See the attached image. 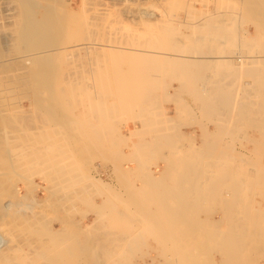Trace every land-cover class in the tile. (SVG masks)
Returning a JSON list of instances; mask_svg holds the SVG:
<instances>
[{"label": "bare ground", "instance_id": "1", "mask_svg": "<svg viewBox=\"0 0 264 264\" xmlns=\"http://www.w3.org/2000/svg\"><path fill=\"white\" fill-rule=\"evenodd\" d=\"M41 1H45V6L42 4ZM93 1L94 2L102 1V4L100 3L101 5H104V6H111L112 5L116 9L118 7L119 9L116 12V15L119 17L124 18L125 16L127 17L128 14H132V15L136 14L139 16V18H141V19L144 18L145 24H146V21L148 23L150 21H152L151 18L154 15V9H155V4H154L155 2H153V1H156V0H144L143 2H140L142 0H140V1L139 0H80V2L77 4H76V0H35V1L34 0H19V2H20L19 4H21L20 6L22 7L21 16L24 17L23 19H25V24H26L23 27V30H24V35H23L24 38L23 39L25 41L23 40L22 42L24 43V46H20V48L21 47L26 48L25 49L26 51L22 52L20 54V56H18L16 59L20 62H24L27 66L28 65L32 66V68H34V66L35 67L38 66L36 68H39L40 65L44 66L43 69H40L41 72H37L38 70L36 72L35 71L33 72L32 71L33 69L29 66V70H30L31 74L34 73V75H32L33 77L36 76L39 80L41 78L42 83H43L42 79L45 81L44 84L41 85L37 82L38 80H34L39 84V85H36L34 89H37L36 87L46 88L45 91H40V90L38 91V90H34V89L32 90L31 89V91H33V92L38 91L36 94H34V99H33L32 103L36 104L35 107H38L43 112H45V115L47 117H49L48 119H51L50 122H52V120L56 121L55 126L57 125V126H59V128L56 129L55 132H54V130H52L54 132L52 134V138L49 137V139H46V140H43V139L38 140V138H37V141H36L35 135L36 134L39 135L40 133H35L34 140L36 141V143L35 142L34 143L36 145L35 146L34 145L32 146V144H31V146L28 145V146L32 147L31 149L29 147V149L31 150V154L28 156L30 158L33 157V159H34L33 163L31 164L33 166L31 168H29V170L26 167L25 163L24 164L20 163L22 160L24 161L25 159L28 158L27 155L24 154L22 149L19 148L20 151L17 149V152H16L15 148H13L14 146L12 147V145H11V143H9V141L7 144H5V146L2 145L4 147L0 149V170H1V168H3L0 171V264H132L133 262L129 259V257L121 252L122 250L120 251L122 258L120 259V261H118L116 263H109L108 261H106L104 259L105 257L102 258L100 256V250H99L100 247L101 248L106 247V249L111 248V250L113 249V247H117V245H115L113 243H114L115 238H118V236L120 234L115 237L114 233L109 232L110 230H107L106 226H104V225H103L104 227H102V229L99 231H93L92 230L93 228H95V226L101 225L104 222L103 217H104V213H107V211H108L107 209H112V210L114 209V204L110 203V201L107 198H101V200L96 201L95 196L97 194H98L97 195L98 197H100L99 195H104V197L106 195H109L112 198L116 199L118 202H120V204L122 203L125 205L133 206L132 209L136 210L137 215H139V217H140V220H141L140 222H142L145 226L148 227L147 231H149V234L152 235V237H153L152 240L153 239L155 240L154 242L157 243L158 248L163 249L162 251H164V257H162V258H165V256L167 258L171 257L172 264H231L232 261H229V259H228V261H227V259H221L219 261L214 260L213 256L216 253L215 250H214V252H215L214 254H209V253H207L208 251L203 252V250L206 249L208 242L202 243V241L204 240V238L202 237L203 238L202 241L198 240L199 241L198 243H201V244L197 245L196 241H192L193 238L190 239L191 237H193V236H191L193 232L188 233V234H190V236H189L186 233V231L204 230L203 233H205V239H207V240H209L210 238L216 239L215 240L216 242L214 243V245L217 242H220L222 245H224V244H226L227 241L230 242V240L232 238L231 236H233V234H235L239 231L240 232L245 231V235L243 238L248 241V244L250 246L253 245L255 247V246H257L258 242L262 243V241H260V238H259L260 234L258 235L257 231L261 230V223L262 224L264 223V220L261 219L264 216V205L262 206L261 203L257 202L256 207L255 208L252 207L253 212L248 213L249 212L248 211L246 213L245 219H243L240 215H239L240 217L239 216L238 217L241 219H239L237 216H234L235 219L231 223L233 228L231 227V225L228 228H220V226L218 227L217 225L208 226L209 223L207 222V220L209 218L210 213L209 212L206 213V211H208L207 209L211 206L210 204L215 205V203H216V205H217L219 203V200L222 199L223 203L226 202L228 205H234L236 207V209H239V211L238 210H236V211L240 212V208L242 209V207H247L248 204L251 202V201L249 202L250 196L248 197V195H247L248 194L247 191L249 190V189L247 190V187H248L247 185L249 184L248 180L243 179L241 176H239V174L237 176H236V174H234L235 176H233L234 180H232V182L235 183V185L233 187V191H230V190L226 191L224 193L223 197H221V193H218V195L217 194H211V193H213L212 190H214L213 189L214 184L223 183L222 180L219 179V177H226V176H230V175L232 176V174H233L231 171V163H230L232 160L229 161L230 158L228 159V157H227V155H228L227 151L228 150H226L225 144L222 145L220 150L215 148L217 151L214 152L215 151V149H214L213 150L214 153L212 152L213 155H211L212 153H210L208 155L209 151H211L210 150V145H211L210 143H215L213 141V139L210 140L211 136L214 135V134H212V132H211V134L208 133L210 136V138H208L209 140L206 139L208 142L203 141L202 145H205L207 147L194 148L191 150V152L188 155L184 154L183 156L175 155L176 154L175 153V154L171 155L170 157L167 156L166 160L164 159L165 160L164 161V163H165L164 168L165 169L168 166L166 164V162L172 163V165L168 166L169 169L167 168L168 170H166V173H167V171H169V178H168V181L166 182V184L169 183V180H170V184L167 187L168 188L171 187L172 190H171V192L169 191L167 195H159V196L156 195L157 192L154 190V187L157 184H162V181L156 180V182L155 181L153 182V181H149V180H151V179L153 180L154 177H152V176L156 175V174H153V170L151 167L153 162H151V161H153L157 158L156 157L157 151H155V149H156V147L159 146L160 142L158 140H156V137L154 138V140H156V141H153V143H152L153 145L151 144V142L149 143L147 141H144V142L133 141V140H130L128 138V135L129 136H133V135L140 136V135L145 134V133H139L138 130L143 128L145 125H148L149 123H151L152 127H154L155 129L159 125L157 123H153L155 120L153 122H151V120H152L151 114H148L149 112L147 113L146 109L142 108L144 106V104H143V106H141L142 103L144 102L143 100H142L143 102L141 104H139L140 102L137 100L139 102V103L137 102L139 104V107H141L139 109H135V108H133L132 105H130L131 103H133L132 100H134L135 103H136V100L130 99L132 97L131 96L128 97V95H130V94L134 95V94H132V91H133V93H135L136 91L134 92V90H137V89H135L132 86L133 88L132 87L130 89L128 88V90L129 91L132 89L133 90L131 92H128L127 89H125V88L129 85V83L131 85V82H132V84H134L133 83L134 81H132V80L133 79L135 80L136 76H134V75L131 76V75L132 74L137 75L136 74L137 70L138 71L140 70L139 72H141V71H143V72L144 71L156 72V70L160 69V72H161L162 67L166 68V66L169 65V60H170L169 58H172L173 56L170 55L171 56L170 57L169 52H163V48H159V47H163V45H166V43H169L166 45L169 47V45L172 42L171 43L167 42V41H164L163 43L161 42L160 46L158 45L157 50L156 49L152 50L151 49L152 45H149V46L146 45L147 49H141V47H142L141 45H139V47L141 46L140 48H136L137 46L135 48H129L131 46H128V48H126L127 46L125 47V45H124V47H121L118 44H112V42H111V44L110 43L107 44V42H104V41L100 42V43H98V42L96 43L95 41L98 39H95V41H93V43L90 42L91 45H90V43L88 44L86 42H77L76 40H71V38H73V37L71 36L70 32H72L75 29V26L78 25L76 23L79 22V20H80L79 18L82 15L81 13L85 10V7L87 5H89L88 2L93 3ZM135 1H137V2H135ZM170 1H172V0H170ZM250 1L253 2V4H256L259 6V11H258L259 13L258 14L261 16L262 19L260 22H258V26L261 27L262 30H264L262 28V27H264V0H250ZM73 4H75L76 6L74 7ZM132 7H134L136 10H133L134 8L132 9ZM209 7H211V6H209ZM209 7H207L208 10L213 9V6H212V8H209ZM213 11H214V9H213ZM81 17H83V16H81ZM139 18L137 20H141ZM81 20L79 22L80 25L82 22ZM158 20H160V19H158ZM210 20L209 21L205 20L203 23H198L197 25L194 24V26H189L188 28H186V30L188 29L189 30L188 33L189 34L193 33V35L196 34L197 32H201V31L206 30L208 28H209L208 30H210V31L212 30V32L214 31V33H217L216 30L218 29L217 28L218 21H214V20L210 21ZM253 20H254V18H253ZM21 21L23 22V20H21ZM94 21H96V20H94ZM88 22H86V23H88ZM137 22H139V21H137ZM111 23H112V21H111ZM131 23H136V20L130 19V24ZM150 24H151V22H150ZM23 25H24V23H23ZM81 26H79V28H81ZM112 28H113V26H112ZM76 29H77V27H76ZM95 29H96V26H95ZM95 29L92 30L91 32L93 33L95 31ZM110 29H111V26H110ZM133 29H135V28H133ZM210 31H208V32H210ZM164 32H165V35L170 34L168 28H165ZM164 32H163V34H164ZM79 33H80V31H79ZM106 33H107V31H106ZM198 35H194L195 37L194 36L193 37L190 36V38L188 37L190 39V41L192 42L191 45L194 42L196 44L197 41H204V40H206L207 42L208 41L209 42L215 41L214 34L209 35V33H208L205 37L202 36L200 38ZM87 36H84V37L87 38ZM186 36H188V35H186ZM216 36H218V34ZM19 38H18V40L20 41L21 38L20 39ZM170 38H172L173 41L175 39V38H173V36ZM185 38H187V37H185ZM87 39L90 40V38H87ZM99 39L101 41L103 40L101 38H99ZM165 39H167V38H165ZM83 41H85V40L83 39ZM186 41H188V40H186ZM190 41H188V42H190ZM117 42H118V40H117ZM153 42H155V41H153ZM188 42H186V43H188ZM25 43L27 46H25ZM173 43H176V42L174 41ZM178 44H179V47H181L183 45L182 43H179V42H178ZM180 44H182V45H180ZM177 45H176V47L178 48ZM184 45H185V42H184ZM184 45H183V48L181 47L182 50L185 49ZM172 46H175V45L172 44ZM192 46H194V45H192ZM143 48H144V46H143ZM161 49H162V51H161ZM211 49H213V48H211ZM182 50H180V52H182ZM20 51H22V49ZM172 51H173V48H172L171 52ZM193 51H194V49H193ZM184 52L186 53V51H184ZM218 52H220V50ZM194 53L196 54L197 52H194ZM207 53H205V54L207 55ZM211 53H213V52H211ZM220 53H218V54H220ZM16 54H19V52ZM187 54H189V53L187 52ZM77 55L80 57L85 56V58L83 57L84 60L77 59V57H76ZM91 55H93V57ZM110 56H118V58H117L118 61L121 60V59L119 60V56H120V58H123V60L127 56L128 58H130L129 61L131 60L133 62H129L125 59V61H127L128 64L127 63L125 64L124 62L123 63L125 64L127 69L134 67L135 68L134 70H136V71H134V72H132V74H130L131 72H129V70H128V73H129V75H128L126 69H125L126 74L121 73L119 71L117 73L116 72L117 70H113L114 72L111 71V73L113 75H111V76H109L107 74L102 75V76H100L99 79H101L103 81L106 79L107 80L111 79L110 82L115 83L114 87H120L122 90H123V88L125 89V90H123L124 92L121 91L119 94L123 97L126 96V100L128 98L131 101L128 100L125 102V99H124V102L122 100L119 104H116L115 106L112 105L113 107L112 106L109 107V105H107L106 101H105V103H104V104H106L105 106H103V104H102V106L97 107L96 102L98 103L99 101L100 102L103 101V99H106V98L108 99L107 96L110 93H107V92H109L110 90L107 91L108 88H106L107 86L105 85L104 82H99V81L96 82L95 81L96 84L94 83L92 86V85L88 84L89 83L88 81H85V83L86 82H88V83L83 84V87L86 88L85 93L84 92L83 93L85 96H87V98L88 97L90 98V99L89 98L88 99L91 100V102H90L89 107L86 106L87 107L86 111L88 112V114L87 113L85 114V112H84V115H87L89 117H87L86 119H79L78 117H77L78 118L77 119V118L73 117L71 119V115L67 116V114H70V113H68L67 110H64V108L60 107L62 105H60V102H59V105H60L59 106L57 104V101L60 100L61 98H64L66 95H69L68 96L69 99L70 98L75 99V98L80 97V96L82 97L83 93L80 92L81 90L80 91L75 90L76 92L70 91L69 93H67L65 90H62L63 89L62 88L58 93L55 94L54 90H52V89L55 88V86L59 80H60L59 82L63 81V84H64V81H66V82H68L67 84H72L71 86H73V87L75 86V84H73V83L77 82V80H78L79 83H77V86L82 87L81 86L82 83H80L79 80H83L84 78L82 76H80L82 79L79 77H76V76H79L76 74H75V76H74V74L70 75L68 72H66L64 74L65 76H62V78L61 77L57 78L59 75L56 77L55 75H57V74L54 75L52 73V71L54 69L58 70L57 68H59L62 65L61 63H63L62 61H64L63 64H65V66L67 67V70H68L69 66L72 64L73 65L71 67H73V68L75 65L74 69H76V66L82 67L86 64L90 67V70H101L104 72L105 71L109 72L111 69H114L117 66L115 63H113L116 60V59L114 60V58H112L113 62H110V63L108 62L109 64L107 63V60H109L108 58ZM106 58H107V60H106ZM174 58H176V57H174ZM184 58H185V56H184ZM184 58H182V59L178 58L180 60V61L178 60L179 64H178V62L177 63L172 62L173 64H175L173 66H175V68H176V64H177V65H179V67L181 66V69L182 68L185 69L186 67L190 66V64H192V63L197 62L198 64L202 65L205 62V63H207L208 66H210V69H212V70H215V69L218 70L221 68H223V70H224L225 67L232 65V60L230 59V57L228 55L225 54L222 56V54H221V56H219V55L217 56V52H216V56H214V55L213 56L211 55L208 57L205 56V57H202L203 58L202 60L199 57H192V56L186 57L185 59ZM196 58H199V59L196 60ZM249 58L250 57L246 56V55L235 56V59H236L235 62L239 63V65H237L238 68L236 67V69H239V68L243 67L244 65L248 64L251 61L250 60L251 58L250 59ZM258 58H260V59H258ZM261 58H262L261 56H256V58L252 59V61L256 62V60H257L259 63V60L262 61ZM123 60H121L120 63ZM57 63H59V64H57ZM116 63H118V62H116ZM123 63H121V64H123ZM170 64H171V61H170ZM198 64H197V66H198ZM249 64H251V63H249ZM120 65H119V67H120ZM207 65H205V66L208 67ZM205 66L204 67L200 66V67H202V69L203 68L205 69ZM190 67H192V66H190ZM85 68H87V67H84V70H85ZM178 68H176V69H178ZM197 68H198V70L200 69L199 66ZM26 69L28 70V68H26ZM81 69L82 68H80V71H81ZM181 69H180V72H181ZM186 70H187V68H186ZM242 70H244V69H242ZM245 70H246V68H245ZM70 72H71V74L73 73L72 71H70ZM76 72H77V70L75 71V73ZM36 73H38V74L40 73L39 76ZM146 73H148V72H146ZM212 74H213V72H212ZM141 75H142V73H141ZM154 75H156V74H154ZM90 76H93V75H90ZM90 76H89V78H90ZM162 76H163V74H162ZM176 76H178V74ZM239 76H240V74H239ZM31 77H30V79H32ZM142 78H140V76H139V79H141L143 81ZM147 78L149 81L150 80L149 77H147ZM150 78H155V77L151 76ZM157 78H160V77H157ZM177 78H179V77H177ZM184 78L186 79L187 87H189L188 91H186V93L189 92L188 93L189 96L191 94V96H193V98L195 97L196 99H199L201 102H203L202 104L207 103L209 101L211 102V100L212 99L214 100L215 97L217 100L218 97H220V96L217 97L218 94H220L222 96V94L219 93L222 91H218L219 88L217 89V85H218L217 81L216 82L212 81V83H210L211 82L210 81L209 82L210 84H209L207 81H205V82L203 81V78H204V76H203V78H199V79L200 80L202 79L201 83L202 82H204V83H202V84L199 83V85H197L196 81L199 79H194V78H196V76L192 77L191 75L190 76L184 75ZM85 79H86V77H85ZM136 80H137L136 84H138L140 81L138 80V78ZM153 80L151 79L149 82L147 81L149 83V85H150V83H152L151 81H153ZM173 80H172V82H174ZM183 80L180 79V82ZM257 80H259V79H257ZM46 81L48 83H46ZM178 81H179V79H178ZM178 81H176V82H178ZM25 82H27V81H25ZM54 82H56V84ZM197 82H200V81H197ZM206 82L209 85V88L205 85ZM92 83H93V81H92ZM113 83H112V85H113ZM148 83L146 84L147 86H149ZM155 83H157V81ZM97 84H100L101 88L99 86H98L99 87L98 88L96 86ZM58 85L59 84H57V86ZM112 85H110V86H112ZM163 85H164V83H163ZM29 86H30V84H29ZM33 86H34V84H33ZM95 86L97 87L96 90L102 89L103 86H104L105 90L96 91L94 89L95 90L94 91L93 88ZM143 86H145V85H143ZM210 86H211V88H210ZM61 87H62V84H61ZM184 87L186 88V85ZM190 89H192V90L189 91ZM114 92H115V90H114ZM46 93H48V95H51L54 97L56 95L57 99H54L53 100L54 102H50V103L47 102L43 98V95L44 94L46 95ZM141 93H139L138 95L141 96ZM30 94H32V93H30ZM169 95H170V92H169ZM134 96H136V95H134ZM140 96H139V98H140ZM123 97H121V98H123ZM143 97L145 98V96H143ZM49 98H51V97H49ZM136 98H137V96H136ZM94 99H95V105L92 102ZM42 101L44 103L46 101L47 102L46 104H48V103L49 104L44 105L42 107V105H41V103H43ZM49 101H50V99H49ZM109 102H111V101H109ZM210 105H211V103H210ZM68 107H69V105H68ZM137 107H138V105H137ZM71 110H73V109H71ZM206 110H208V109H206ZM120 111L123 114L122 117H120L121 119L120 118L119 119L113 118L117 113H120ZM143 111H146V112H143ZM262 112H264V111H262ZM114 113H116V114H114ZM142 113H147V115L146 114L143 115ZM180 113H178V114H180ZM43 116H44V114H43ZM81 117L82 116H80V118ZM116 119H117V121H119V123H120V120L125 122V124L126 123H132V128L129 129L130 131L128 130L129 132L127 134L122 132V129L120 128V124L116 122ZM46 120H47V118H46ZM46 120H44V121H46ZM50 122H49V124H50ZM45 124L47 125V123H45ZM176 126H178V125H176ZM180 126H182V125H180ZM21 127H22V125H21ZM52 127H53V123H52ZM178 128H179V126H178ZM156 130H158V128ZM156 130L155 131L152 130L153 133H156ZM42 131H43V133L45 132L44 130H42ZM49 131H50V129H49ZM161 131H158V132H160V133H158L161 136V137L159 136L160 138H163V136L168 134V133L163 134ZM169 132H170V130H169ZM245 132H247V131H245ZM43 133L41 135H43ZM206 133H205V135H206ZM15 134H17V133L15 132ZM22 134H21V136H22ZM149 134H151V133H149ZM158 134L156 136H158ZM9 135H11V134H9ZM24 135H26V132H25V134H23V136ZM40 138H41V136H40ZM11 139H13V138L11 137ZM20 139H21V137H20ZM124 139H125V143L127 141L126 146L128 148V151H120L117 148L119 146L118 142L121 140H124ZM7 140H8V138H7ZM16 140H18V139H16ZM28 142L29 141H27L26 143H28ZM177 142H179V141H177ZM165 143H163V144H165ZM204 143H207V144H204ZM19 146H21V145H19ZM99 146L101 147V151H99V152H101V154L98 156L99 159L104 157V155L102 153L105 152L106 154H109L112 156V158L115 160V162H117V165L119 166V168L124 166L126 171L129 172V174L133 173V170H139L140 169V171L142 173H138V174H140L146 178V181H144V182H147V183L149 182V185H147V186L150 187V192H146L147 188L145 186H143V189L141 191L137 192L138 190L136 188L135 183L131 184V182L127 181L125 175H123L120 172H119V177H117L118 182H117V180L115 182L121 184L123 191L118 190L113 184H110L109 182L108 183L105 182L102 179L104 177L103 173L101 171H99V164L92 165V167H91V163L95 159L94 155H95V153H97V151L95 152V150L97 148H99ZM24 147H25V143H24ZM25 149H24V151H28ZM158 149H159V147H158ZM161 150H163V149H161ZM248 150H246V151H248ZM250 151L254 154H256V153L258 154L259 148L256 147V148L251 149ZM67 152H68V154H67ZM170 152H171V150H170ZM174 152H176V151H174ZM69 154H70V157H69ZM240 154H241V157H244V156H242L243 153H240ZM161 156H162V154H161ZM200 156H202V158H200ZM203 156L205 159L203 158ZM237 157L239 159L240 156H237ZM209 158H210V161H212L214 159L212 165L210 166L211 169L208 170V169H206V166H204L205 167L204 169H206L207 171L203 170L202 175H200V178H198V176H199V174L197 173L198 171L196 170L197 172L196 171L194 172V170H193L194 168L187 171V169L190 168L191 166H194V165L199 166L198 161L200 159H203V160L199 161L200 163L202 161H204V163L205 164L207 163L206 165L208 166V163L210 162V161L208 162ZM244 158H247V155ZM240 159L242 160V158H240ZM240 159H239L240 164L237 163L238 162L237 159H236L237 162L235 161L237 164H239L238 167L236 165V167H235L236 169H238L239 167L241 168L242 164H241ZM26 161H28V159ZM202 164H203V162H202ZM202 164H200L201 167L203 166ZM251 165H252V163H251ZM212 166H213V168H212ZM201 167H198L197 169H200ZM258 167H260V165ZM235 168L233 169V171L236 173ZM258 171L259 170H256L257 174H258ZM186 173L191 174V175H189V177L187 176L189 178L188 184H186V180L188 178H184ZM120 174H122L123 176H120ZM188 174H186V175H188ZM257 174H256V176L259 175V174L258 175ZM240 175H241V173H240ZM34 176H39L42 179V181L45 183L46 182L47 183L53 182L54 178H59L61 181V184L63 183L61 186V190L60 189L57 190V191H59V190L61 191V192L59 191L60 193L58 192V196L56 195V188L50 189L52 191V195L46 194L47 195L46 197L48 198V202H49V199H54L57 201V203H58V201H59V203L61 201H64V203L67 201L68 202L69 201H72V202L81 201L80 203L83 202L87 208H89L92 212H94V214H96V217L93 218V221L91 223H89L87 220V216H81L80 220H85V222H84V226L82 227V229L80 228L77 232H76L75 227H74V225H76V224H73V226H72V223H70L71 228H72V230L73 229L75 230V233L71 232L72 231L71 229H70L71 231H69L68 229H65L64 227H62L61 224H60V226H61L60 229H55V228L52 229L51 227L44 226L43 230L45 232V235H47V238H48L50 243L48 242L49 244H43V245H39V246H36V245L29 246L28 245V247H32V249H29L27 246H26V248H28V249H26L24 246V245H26V243L24 245H22V243H20L17 240V237L13 232L14 228H12V227L10 228L9 226H12L13 224H15L14 222H15L16 217L20 218V220H22L24 222L25 218L27 217L26 214L30 213L31 210H33V207L35 205H39L41 202H47V201H43L42 199L36 197V193L34 194L35 190L39 189L40 187L45 189V187H43L42 185H40L39 183H37L34 180V178H33ZM261 176H264L263 170H262ZM124 177H125V179H124ZM201 177H202V179H201ZM157 178L160 179L159 176H157ZM197 178H198V180H197ZM254 178H252V179L254 180ZM256 178L259 182L260 179L258 177H256ZM140 179H141V177H140ZM184 179H186L185 182H184ZM261 179L263 180V178H261ZM165 180H163V181H165ZM197 181H199V182L197 183ZM135 182H137V181L135 180ZM224 182H227V181H224ZM251 182H252V180H251ZM263 182H264V180H263ZM263 182L261 181V183H262L261 185H263ZM124 184H126V185H124ZM127 184L128 185L130 184V185L128 186ZM144 184H146V183H144ZM255 184H257V181L255 182ZM56 186H58V185H56ZM74 186H77V190L74 188ZM161 187H162V185H161ZM167 187H166V189H167ZM144 188H146V189H144ZM90 190L91 191L93 190L94 193H96V195L95 194L91 195V193H93V192H91ZM169 190H170V188H169ZM62 191H63V194H61ZM65 192L70 193L71 195L75 194L77 196H75L76 198L73 197L74 198V200H73V198L71 196H68L69 194H66ZM144 192H146V193L144 194ZM48 195H49V197H48ZM213 195H215V196H213ZM136 196L139 198L140 201L136 200V198H137ZM75 199L76 200L78 199V200L76 201ZM148 201H153V202L155 201V203L147 204ZM167 201H169V204L167 203ZM68 202L66 204H68ZM69 204H70V202H69ZM252 204H251V206H252ZM68 205H66V206L68 207ZM251 206H249V207H251ZM63 207H64V205L62 206V210H64ZM211 207H213V206H211ZM69 208H70V206H69ZM69 208H68V210H69ZM200 210H202L201 213L204 212L203 213V214H205V216L203 215L204 218H202L201 220L198 219V220H195V221L189 223L190 227L185 231L186 234L184 233V231H183V233H179V231L177 232V223H176L177 220L176 219H177L178 215H180L182 212H191L192 213L194 211L199 212ZM64 211H66V210H64ZM55 213L57 214V212H55ZM79 213H80V210L76 214H78V216H80ZM83 213L85 214L84 211H83ZM83 213H82V215H83ZM195 213L196 212H194V214ZM223 213H224V211H223ZM23 214H25L26 217ZM76 214L74 216H76ZM87 214L88 213H86L85 215H87ZM239 214H241V213H239ZM248 214H249V216H248ZM14 215L16 217L13 219ZM196 215H197V213H196ZM226 216H228V215H226ZM258 216L260 218L259 220H258ZM52 217L54 218L55 216H52ZM65 217H66V215H65ZM62 218H64V216ZM62 218L59 219V222L60 223L65 222L66 223L68 219L64 220ZM71 218H69V219H71ZM76 218H78V217L76 216ZM28 219H30V218H28ZM227 220L231 221L230 219H228V217H227ZM34 221L35 220H33V222ZM40 221H38V223L35 222V224L39 225ZM44 221H45V219H44ZM46 221H47V219H46ZM71 221H73V223L75 222L74 220H71ZM136 221H137V219H136ZM171 221H174V223H175V224L173 222L171 223L172 225H174L173 226L174 230L173 229L170 230V228H169ZM16 222H18L17 219H16ZM227 223H229V222H227ZM35 224H34V226H35ZM41 224H43V222ZM77 224L79 225V223H77ZM131 224H133V223H131ZM32 226H30V227H32ZM39 227H40V225H39ZM208 227H209V229H208ZM34 228L36 229L37 227H34ZM78 228H79V226H78ZM263 228H264V226H263ZM35 229L31 232L32 233L34 231L36 232L37 229L36 230ZM144 231H145V229H144ZM230 232L233 234H230ZM200 233L202 234V232H199V236H200ZM107 235H109V240H106L107 242H103L104 241L103 239H105L104 237L105 236L108 237ZM184 236H185L186 242H185ZM238 236L240 237V235H238ZM196 238L198 239L199 237H196ZM202 238H200V240ZM35 241H37V240H35ZM242 243H243V241H241V244L239 243L240 247L242 246ZM128 245H129V243H128ZM227 245H228V243H227ZM236 245H238V244H236ZM130 247H131V245H130ZM209 247H210V245H209ZM234 247L236 248V246H234ZM258 247H259V244H258ZM230 249H228V250H230ZM154 250L157 252V254L161 253L160 250H158V249H154ZM211 250H213V249H209V252ZM225 250H226V248H225ZM137 251L138 250L135 249V246H133L131 249H129V251H127V253H131L133 255L134 259L137 260L139 257L141 258L143 255ZM234 253L235 252H233V255H234ZM221 254H224V253L221 252L220 255ZM226 254L230 255V253H226ZM119 255H118V257H120ZM236 255H237V253H236ZM230 256H232V254ZM158 257H160V256H158ZM153 260L154 259H152L150 257V262H152ZM239 260H242L241 257ZM239 260H237V261H239ZM168 261H169V259H168ZM168 261H165V264H168ZM243 261H244V259H243ZM158 263H159V261H158ZM241 263H244V262H241ZM236 264H239V263H236Z\"/></svg>", "mask_w": 264, "mask_h": 264}, {"label": "rangeland", "instance_id": "2", "mask_svg": "<svg viewBox=\"0 0 264 264\" xmlns=\"http://www.w3.org/2000/svg\"><path fill=\"white\" fill-rule=\"evenodd\" d=\"M143 1L144 0H142L140 2H143ZM172 1H170V0L153 1V2H155L154 3L155 4L154 15L151 18V20H152V21H150L151 24H150V22L148 23L146 21L147 25L145 24L144 18H142L143 19L142 20L136 14L135 15L133 14L134 16L132 14H128L127 17L125 16L123 18V17H119L116 15V12L119 9L118 7L116 9L112 5L111 6L101 5L102 1H96V2L93 1V3L88 2L89 5H87L85 7V10L81 13L82 15L80 14L81 16L84 17L83 18L80 16V18H79L80 20L82 19L81 20L82 26L79 24V22H80V20H79V22L76 23L78 25L75 26V29L77 27L78 30L74 29L75 31L73 30L72 32H70L71 36L73 37V38H71V40H76L77 42H86L89 44L90 42L93 43V41H95V39H98L99 41L96 40L95 41L96 43L97 42L100 43V42L104 41V42H107V44H109V43L111 44V42H112V44H118L121 47H124V45H125V47L127 46L126 48H128V46H131L129 48H135L136 46H137L136 48H140L142 46L141 49H147L146 45H148V46L152 45L151 49L157 50L158 45L160 46L161 42L162 43L164 41H167L170 43L172 42L169 45V47L166 46L169 43H166V45H163V47H159V48H163V52H169V56L170 55L173 56L172 58H169L170 59L169 65L171 67L169 65L166 66V68L162 67L161 72H160V69L156 70V72H154V71H144V72L141 71V72H139L140 70L136 71V70H134L135 69L134 67L127 69L125 64L126 63L128 64L127 61H129V59H130L127 56L124 58V60H123V58H120V56H119V60L120 59L123 60L121 63L124 62L125 64L124 63L121 64L120 63L121 60L118 61V59H117L118 56H110L111 58L109 57L108 58L109 60H107V58H106L107 63L113 62L112 58H114V60L115 59L116 60L113 63H115L117 66L114 69H111L109 72L108 71L104 72L101 70H90V67L86 64L82 67L76 66V69H74L75 65H74V68L71 67L73 65L72 64L69 66V68L67 70V67L65 66V64H63L64 61H62L63 63H61L62 65L59 68H57L58 70L54 69L52 71V73L54 75L57 74V75H55L56 77L59 75L57 78H60V77L62 78V76H65L64 74L66 72H68L70 75L74 74V76H75V74L79 75V76H76L79 78H81L80 76H82L84 79L79 80L80 83H82L81 84L82 87L77 86V83H79L78 80H77V82L73 83V84H75L74 87L71 86L72 84H67L68 82H66V81H64V84H63V81L59 82L60 81L59 80L58 81L59 83L57 82V84H59L58 86H57L56 82H54L56 84L55 88L56 87L57 88L56 89L53 88L52 90H54L55 94L58 93L62 88H63L62 90H65L67 93H69L70 91H75V90L76 91L81 90L80 91L81 93H83V92L85 93L86 88L83 87V84H87L89 82L88 84L93 86L94 83L96 84V82L99 81V82L105 83V85L107 86L106 88H108L107 91L110 90L107 93H110V94L107 96L108 99L106 98V99H103V101H101V102L100 101L98 103L96 102L97 107L102 106V104H103V106H105L107 104V105H109V107H111L112 105L115 106L116 104H119L122 100L124 102V99H125V102L130 100V99H135L136 103L134 100H132L133 103H131L130 105H132L133 108H135V109H139V108H141V107H139V104H141L144 101L141 106H143V104H144V106L142 108L146 109L147 113L149 112L148 114H151V116H152L151 122H153L155 120L153 123H157L159 125L158 127H156V129L158 128V130H156L154 127H152L151 123H149L148 125H145L143 128L138 130L139 133H145V134L140 135V136H138V135L129 136L128 135V138L130 140L138 141V142L139 141H142V142L147 141L149 143L151 142V144L153 143V141H156V140H158L160 142V144L158 146L159 149H158V147H156V149H155V151H157L156 152L157 158L155 159L156 161L155 160L151 161V162H153L151 165L152 170H153V174H156L157 176H159L160 179L157 178L156 175L152 176V177H154L153 180L148 179L149 181H153V182L154 181L156 182V180L162 181V184H157L154 187V190L157 192L156 195H158V196L159 195H167L168 192L169 191L171 192V190H172L171 187H169L170 190L167 187L170 184V180H169V183L166 184V182L168 181V178H169V171H167V173H166V170L169 169L168 168L169 165H172V163L166 162V164L168 165L167 166L168 169L164 168V166H165L164 161L166 160L167 156L170 157L171 155H173L175 153H176L175 155H179V156H183L184 154L188 155L191 152V150L194 148L207 147V146L202 145V144H203V141L208 142L207 140H209L208 138H210L208 133L211 134V132H212V134H214V135L211 136L210 140L213 139V141L215 143L216 142L217 143L216 144L210 143L211 144L210 145L211 151H209L208 155L210 153H212L215 148L220 150L222 145L225 144V148H226V150H228L227 151V154H228L227 157H228V159L230 158L229 161L232 160L230 163H231V171L233 174H232V176L230 175L231 177L230 176L219 177V179H221L223 183L214 184V188H213L214 190H212L213 193H211V194H217L218 195V193H221V197H223V195L226 191H229V190L233 191V187L235 185V183L232 182V180H234V177H233V176H235L234 174H236V176L239 174V176H241L243 179L248 180V183H249L247 185L248 186L247 190L249 189L247 191V193H248L247 195H248V197L250 196L249 202L250 201L251 202L250 203L248 202L249 204L247 207H242V209L240 208V212H238L239 209H236V207L234 205H228L226 202L223 203L222 199L219 200V203L217 205H216V203H215V205L210 204L213 207L210 206L207 209L208 211H206V213H208V212L210 213L209 218L207 220V222L209 223L208 226L217 225L218 227L220 226V228H228L231 225V227H232L231 223L235 219L234 216L238 217L240 215L243 219H245L246 213L248 211H249L248 213H252L253 212L252 207L255 208L257 202L261 203L262 206L264 205V182H263L264 176H261L262 170L264 172V136H263L264 135V118H263L264 112H262V111H264V30H262L261 27L258 26V22H260L262 19L261 16L258 14L259 13L258 12L259 6L256 4H253V2H251L250 0H197V1L196 0H172ZM41 2L45 6V1H41ZM79 2H80V0H76V4ZM135 2H137V1H135ZM19 3H20L19 0H0V149L3 148L5 146V144L8 143V141H9V143H11L12 147L14 146L13 148H15L16 152H17V149L19 151H20V149H22L24 154L27 155L28 161H26L27 159H25L24 161L22 160L20 163H22V164L25 163L26 167L29 170V168H31L33 166L31 164L34 161L33 157L30 158L28 156L31 154V150H30L32 148V147H30L31 144H32V146L33 145L35 146L37 138H38V140L39 139L46 140V139H49V137L52 138V134L55 132L56 129L59 128V126H57V125L55 126L56 121L52 120V122H50L51 119H48L49 117H47L45 115V112H43L40 108L35 107L36 104L32 103L33 99H34V94H36L39 90L45 91V89H46L43 87H36L37 89H34L36 85H39V84L42 85V84H44L45 81L42 79V81H43V83H42L40 77H39L40 78V80H39L36 76H34V77L32 76V75H34V73H33L34 71L36 72L38 70L37 72H41L40 69H43L44 66L40 65L39 68H36L38 66H36V67L34 66V68H32V66H30V65L27 66L24 62H20L16 59L18 56H20V54L22 52L26 51L25 50L26 48H23V47L20 48V46H24V43L22 42L24 40L23 39L24 38L23 27L26 24H25V19H23L24 17L21 16L22 7L20 6L21 4H19ZM73 5H74V7L76 6L75 4H73ZM209 6H211V7H209ZM212 6H213L214 11H213V9L208 10L207 7L212 8ZM133 8L134 7H132V9ZM133 10H136V9L134 8ZM138 18L141 20H137ZM253 18H254V20H253ZM130 19L136 20V23L130 24ZM158 19H160V20H158ZM204 19L208 20V21L210 19L212 21L213 20L218 21L217 25L219 27L216 25L218 28L216 30L217 33H214V31L212 32V30L211 31L208 30L209 29L208 28V29L203 30L201 32H197L194 35L199 34L198 36L200 38L202 36L205 37L208 33H209V35L214 34V37H215L214 42L215 43L211 42V41L210 42L208 41L209 42L208 43L206 40H204V41H197L198 44L197 43L195 44V42H194L192 44L194 46H192L191 45L192 42L190 41L189 38H190V36L193 37L194 35H193V33L189 34L188 33L189 30L188 29L186 30V28H188L189 26H194V24L197 25L198 23H203L205 21ZM21 20H23V22ZM94 20H96V21H94ZM111 21H112V23H111ZM137 21H139V22H137ZM86 22H88V23H86ZM23 23H24V25H23ZM79 26H81V28H79ZM95 26H96V29H95ZM110 26H111V29H110ZM112 26H113V28H112ZM104 27L105 28L107 27V28L105 29ZM132 27L135 29H133ZM165 28L169 29V33H170V34H168L169 36L167 34L165 35V32H164ZM262 28L264 29V27H262ZM94 29H95V31L92 33L91 31ZM79 31H80V33H79ZM106 31H107V33H106ZM162 31L164 32V34ZM208 31H210V32H208ZM184 33L188 36H186ZM217 34H218V36H216ZM171 35L173 36V38H175L174 41L176 43H173L174 42L173 39L170 38V37H172ZM84 36H87V38H90V40L85 38ZM19 37L21 38V40H20L21 42L18 40ZM185 37H187V38H185ZM82 38L85 41H83ZM99 38H101L103 40L101 41ZM165 38H167V39H165ZM185 39L190 41V42L186 41ZM117 40H118V42H117ZM153 41H155V42H153ZM178 42L182 43L183 45L185 42V45H186V46L184 45L185 49L182 50L181 47L183 48V45L180 44L182 46L179 47ZM186 42H188V43H186ZM91 43H90V45H91ZM172 44L175 46H172ZM139 45H141V46L139 47ZM176 45L178 46V48L176 47ZM25 46H27L26 43H25ZM143 46H144V48H143ZM172 48H173V51L171 52ZM211 48H213V49H211ZM21 49H22V51H20ZM193 49H194V51H193ZM180 50H182V52H180ZM219 50L221 53L218 52ZM161 51H162V49H161ZM184 51H186V53ZM18 52H19V54H16ZM187 52L189 54H187ZM194 52H197V53L195 54ZM211 52H213V53H211ZM216 52H217V56L218 55L221 56V54H222V56L225 54L228 55L230 57V59L232 60V65L225 67L224 70H223V68H221V69L217 68L218 70H216V69L212 70V69H210V66L207 65V63L204 62L203 63L204 65L203 64L201 65V64H198L196 62V63L190 64V66H192V67H190V66L186 67L187 68V70H186V68L181 69V66L179 67V65H177V64H176V68H178V67L179 68L176 69L175 66H173L175 64L172 63V62H174V63L178 62V64H179V61H180L179 59L184 58V56H185V58L190 57V56L199 57L202 60L203 59L202 57H205V56L206 57L211 56V55L216 56ZM205 53H207V55ZM218 53H220V54H218ZM244 55L249 56L251 58V59L249 58L251 60L249 63H251V64L248 63V64L243 66L244 68L241 67L244 70H242L241 68L236 69V67L238 68L237 65H239V63L235 62L236 61L235 56H244ZM91 56L93 57V55H91ZM256 56H261L262 61L259 60V63L257 60H256V62H253L252 59L256 58ZM76 57H77V59H82V60H84L83 57L85 58V56L80 57L78 55ZM174 57H176V58H174ZM199 58H196V60ZM125 59L127 61H125ZM258 59H260V58H258ZM170 61H171L172 65L170 64ZM116 62H118V63H116ZM129 62H133V61L130 60ZM57 64H59V63H57ZM197 64L200 68L199 70L197 68L198 67ZM119 65H120V67H119ZM205 65H207L208 67H206ZM29 66L33 69L32 70L33 74H31V72L29 70ZM200 66H203V67L205 66V69L204 68L202 69V67H200ZM84 67H87V68H85V70H84ZM26 68H28V70ZM80 68H82L81 71H80ZM245 68H246V70H245ZM125 69H126L128 75H129L128 70H129V72H131L130 74H132V72L136 71L137 75L132 74L131 76H133V75L136 76L135 80L138 78V80L140 82L138 84H136L137 80L135 81L133 79L132 81H134L133 82L134 84H132V82H131V85H130V83H129V85L125 89H127L128 92H131L133 89L129 91L128 88L130 89L133 86L137 90H134V92L136 91L135 93H133V91H132V94L136 95L137 98H136V96L130 94V95H128V97L131 96L132 98H130V99L127 98V100H126V96L123 97L119 94L121 91L125 90L124 88L122 90L120 87H114L115 83L112 82L113 83V85H112V83L110 82L111 79L110 80L106 79L104 81L99 79L100 76H102V75H106V74L109 76L113 75L111 73V71L114 72L113 70H117L116 71L117 73L119 71L121 73L126 74ZM180 69H181V72H180ZM76 70H77V72L75 73ZM70 71H72L73 73L71 74ZM146 72H148V73H146ZM212 72H213V74H212ZM141 73H142V75H141ZM36 74L39 76L40 73L39 74L36 73ZM154 74H156V75H154ZM162 74H163V76H162ZM177 74H178V76H176ZM239 74H240V76H239ZM90 75H93V76H90ZM184 75H186V76L191 75L192 77L196 76V78H194V79L203 78V76H204L203 81L204 82L207 81L208 83L210 81H211L210 83H212V81H215V82L217 81L218 82L217 83L218 84L217 89L219 88L218 91L223 92V93L219 92L222 94V96L220 94H218L217 97L218 96H220V97H218L217 100L215 97L214 100L212 99L213 101L211 100V102L209 101L207 103L202 104L203 102H201L199 99H196L195 97L193 98V96H191V94L189 96V94H188L189 92L186 93V91H188L189 87H187V84H186L187 82H186V79L184 78ZM89 76H90V78H89ZM139 76H140V78L143 77L142 78L143 81L141 79H139ZM151 76L152 77L154 76L155 78H150ZM30 77L32 79H30ZM85 77L87 80L85 79ZM147 77H149L150 80L154 79L153 81H151L152 83H150V85L148 83L150 80L148 81ZM157 77H160V78H157ZM177 77H179V78H177ZM172 78L173 79L175 78V79L173 80ZM158 79L159 80L161 79V80L159 81ZM178 79H179V81H178ZM180 79L181 80L184 79V80L180 82ZM257 79H259V80H257ZM34 80H38L37 82L39 84ZM91 80L93 81V83ZM172 80L174 82H172ZM25 81H27V82H25ZM85 81H88V82L85 83ZM156 81L159 85L157 83H155ZM176 81H178V82H176ZM197 81H200V82H197ZM197 81H196V84L199 85V83H201L202 79L201 80L199 79ZM204 82H202V83H204ZM207 82L205 83V85L209 88V85L207 84ZM46 83H48V82L46 81ZM147 83L149 86L146 85ZM163 83H164V85H163ZM29 84L31 87L33 86V84H34V86L31 88L29 86ZM61 84H62V87H61ZM110 85H112V86H110ZM143 85H145V86H143ZM183 85L184 86L186 85V88ZM96 86L97 87L99 86L101 88L100 84H97ZM96 86L93 88V90L94 89L96 90V88H97ZM210 88H211V86H210ZM31 89L32 90L33 89L38 90V91L33 92V91H31ZM100 90L101 91L105 90L104 86L102 87V89H97L96 91H100ZM114 90H115V92H114ZM191 90L192 89H190L189 91H191ZM169 92H170V95H169ZM30 93H32V94H30ZM84 93H83L82 97L80 96V97H77L75 99L74 98L69 99L68 98L69 95H66L67 97L65 96L66 98L64 97V98H61L60 100H58L57 104L59 105V102H60V105H62V106H60V105L59 106L64 108V110H67L68 113H70V114H67V113L66 114H67V116L71 115V119L73 117H75V118L78 117L79 119H86L89 116L84 115V112H85V114L86 113L88 114V112L86 111V108L89 107L91 100H89L90 98L88 97L89 98L88 99L87 96L84 95ZM139 93H141V96L138 95ZM44 95H43L44 100H46L49 103L54 102L53 100L57 99L56 95H55V97L48 95V93H46L45 96ZM139 96L141 99L139 98ZM143 96H145V98ZM49 97H51V98H49ZM121 97H123V98H121ZM49 99H50V101H49ZM46 101H45V103L43 102L44 104L41 103L42 107L44 105L49 104V103L46 104L47 103ZM105 101H106V104H104ZM109 101H111V102H109ZM92 102L95 105V99ZM210 103H211V105H210ZM136 104L138 105V107ZM68 105L70 108L68 107ZM71 109H73V110H71ZM206 109H208V110H206ZM146 111H143V112H146ZM147 113H142V114L147 115ZM178 113H180V114H178ZM43 114H44V116H43ZM114 114H116V113H114ZM122 115L123 114L120 111V113H117L115 115L116 117L114 116L113 118L119 119L120 117H122ZM80 116H82V117L80 118ZM46 118H47V120H46ZM43 119L46 121H44ZM49 122H50V124H49ZM116 122L119 123V121H117V119H116ZM45 123H47V125ZM52 123H53V127H52ZM119 124H120V128L122 129L123 133L127 134L130 131L129 129L124 130L123 126L125 125V122L120 120ZM21 125H22V127H21ZM176 125H178L180 129ZM180 125H182V126H180ZM196 126L200 127V131L195 128ZM182 127H183V129H181ZM184 127H185V129H184ZM49 129H50V131H49ZM42 130H44L45 132L43 133ZM52 130H54V132ZM152 130L153 131L156 130L157 134L160 133L158 131H161V130H162L161 132L163 134L164 133L165 134L168 133V134L163 136V138H160L161 136L159 134H158V136H156L157 134L153 133ZM169 130H170V132H169ZM245 131H247V132H245ZM15 132L17 134H15ZM25 132H26V135H24L25 136L24 137L23 134H25ZM148 132L151 134H149ZM195 132H199V134L196 135ZM35 133H40L39 135L41 136V138L38 134L35 135ZM42 133H43V135H41ZM205 133H206V135H205ZM9 134H11V135H9ZM21 134L23 137L21 136ZM34 135L36 136V138ZM11 137L13 139H11ZM20 137H21V139H20ZM155 137H156V140H154ZM7 138H8V140H7ZM34 138L36 141L34 140ZM16 139H18V140H16ZM27 141H29V142L26 143ZM177 141H179V142H177ZM24 143H25V147H24ZM163 143H165V144H163ZM126 144H127V141L125 143V139L121 140L118 142L119 146L117 148L120 151H128ZM204 144H207V143H204ZM2 145H4V146H2ZM19 145H21V146H19ZM28 145H30V146H28ZM29 147H30V149H29ZM256 147L259 148L258 154L257 153L254 154L250 151L251 149L256 148ZM24 149L28 150V151H24ZM161 149H163V150H161ZM245 149L246 150L249 149L248 150L249 152L246 151ZM170 150L172 153L170 152ZM96 151H97V153H95V155H94L95 161L94 160L92 161L91 167H92V165L99 164V171H101L103 173L104 177L102 179L105 182H107V183L109 182L110 184H113L118 190L123 191L121 184L115 182L116 180L118 182L117 177H119V172H120L123 175H125L127 181L131 182V184L135 183L136 188L138 190L137 192L141 191L143 189V186H145L147 188V189L144 188V189H146V192H150V187L147 186V185H149V182L148 183L144 182V181H146V178L144 176L138 174V173H142L140 171V169L139 170H133V173L129 174V172L126 171L124 166L119 168V166L117 165V162H115V160L112 158L111 155L103 152L102 154L104 155V157L99 159L98 156L101 154V152H99V151H101L100 146H99V148H97L95 150V152ZM174 151H176V152H174ZM216 151L217 150L215 149L214 152H216ZM213 153L211 155H213ZM240 153H243L242 156H244V157H246V155H247V158L241 157ZM67 154H68V152H67ZM161 154L163 157L161 156ZM237 156H240L239 159L242 158V160L240 159L241 164H242L241 168L239 167L238 169L235 168L236 165L238 167L240 164L239 163L240 161H239ZM69 157H70V154H69ZM200 158H202V156H200ZM203 158H204V156H203ZM236 159L238 162L236 161ZM201 160H203V159H200L199 161H201ZM199 161H198L199 166L197 165L198 167H201L200 164H202V162H203V164H202L203 166L200 169H197L198 167L195 165L191 166L190 168L187 169V171H189V170L194 168L193 169L194 172L197 170L198 172L197 171L196 172L199 174L198 178H200V175H202L203 170L207 171L206 169H208V170L211 169L210 166L212 165L214 159L212 161H210V158H209L208 162L209 161L210 162L208 163V166L206 165L207 163L206 164L204 163V161H202L201 163ZM235 161L239 164H237ZM251 163H252V165H251ZM257 165L258 166L260 165V167L261 166L262 167L260 168ZM204 166H206V169H204L205 168ZM213 166H212V168H213ZM233 167L235 168L236 173L233 171V169H234ZM2 169L3 168H1V170ZM256 170H259V171L261 170L260 171L261 173L258 171V174L260 173L258 175L256 173ZM240 173H241V175H240ZM122 174H120V176H123ZM186 174H188V173H186ZM186 174H185V176L183 175L184 178H188L189 175H191V174H188V175H186ZM256 174L258 176H256ZM125 177H124V179H125ZM140 177H141V179H140ZM202 177H201V179H202ZM256 177H258L263 182V185H261L262 183L260 180L258 182ZM33 178L37 183H39L40 185H42L46 189L45 190L44 188L40 187L39 189L35 190L34 194L36 193V197L42 199L43 201H47V202H41L39 205H35L33 207V210H31L30 213L26 214L27 217L25 214H23L26 217L24 222L22 220H20V218H18L14 215L13 219L16 217L18 222H16V219H15V222H14L15 224H13L12 226H9L10 228L11 227L14 228L13 232L16 235L17 240L20 243H22V245H24L26 243V245H24L25 248H26V246L28 247V245L29 246H32V245L33 246L34 245L39 246V245L50 243L48 238H47V235H45V232L43 230L44 226L51 227L52 229H54V228L60 229L61 228L60 224H61L62 227L71 231L72 228H71L70 223H72V226H73V224H76V225H74V227H75V230L77 232L80 228L82 229V227L84 226L85 220H80L81 216H87V220L89 223H91L93 221V218L96 217V214H94V212H92L89 208H87L83 202L80 203L81 201H78V202L69 201L70 204L67 201L69 205L66 204L67 202L64 203V201H61L60 203L58 201V203H57V201L54 199H49V202H48V198L46 197L47 196L46 194L52 195V191L50 189L56 188V195L57 196H58V192L61 190V186L63 183L61 184V181L59 178H54L53 182H48V183L43 182L39 176H34ZM198 178H197V180H198ZM252 178H254V180ZM261 178H263V180ZM134 179L137 182H135ZM163 180H165V181H163ZM185 180L186 179H184V182H185ZM251 180H252V182H251ZM255 180L257 181V184H255V182H256ZM188 181H189V178L186 180V184H188ZM224 181H227V182H224ZM198 182L199 181H197V183ZM144 183H146V184H144ZM56 185H58L59 187ZM124 185H126V184H124ZM161 185H162V187H161ZM166 187H167V189H166ZM74 188L77 190V186H74ZM58 189H60V190L57 191ZM91 192H93V193H91V195H93V194L96 195V193H94L93 190ZM146 192H144V194ZM61 194H63V191ZM66 194H69L68 196H71L72 198L73 197L76 198L75 196H77L73 193H72L73 195H71L70 193H66ZM49 195H48V197H49ZM97 195L95 196L96 201L101 200V198H107L110 201V203L114 204V209L113 210L107 209L108 211H107V213H104V217H103L104 222L101 225L95 226V228H93L92 230L93 231H99L102 229V227L106 226V229L110 230L109 232L114 233L115 237L120 234L118 236V238H115L114 243H113V244L117 245V247H113L112 250H111V248L106 249V247H104V248L100 247L99 248L100 256L102 258L105 257L104 259L106 261H108L109 263H116V262L120 261V259L122 258L121 257L122 256L121 252H122L123 254H125L126 256L129 257V259L133 262L132 264H165V261H168V259H169L168 264H172L171 257L167 258L165 256L166 259L162 258V257H164V251H162L163 249L158 248L157 243L154 242L155 240L154 239L152 240V238H153L152 235H150L149 231H147L148 227L145 226L142 222H140L141 220H140L139 215H137L136 210L132 209L133 206L125 205L122 203L120 204V202H118L116 199L112 198L109 195H106L105 197H104V195H99L100 197H98ZM213 196H215V195H213ZM74 198H73V200H74ZM136 200L140 201L138 197L136 198ZM153 203H155V201L154 202L153 201L147 202V204H153ZM167 203L169 204V201H167ZM251 204H252V206H251ZM63 205H64V207L66 205H68V207L67 206L65 208L63 207V209L66 211L62 210ZM69 206L71 209L69 208ZM249 206H251V207H249ZM68 208H69V210H68ZM78 209L80 210V213H79L80 216H78V214H76L77 212H79ZM236 210H238V211H236ZM83 211L85 212V214L88 213L89 215L88 214L85 215L83 213ZM201 211L202 210H200L199 212L194 211L197 213V215H196V213L194 214V212H192V213L191 212H182L180 215H178L177 219H176L177 220V222H176L177 223V232L179 231V233H183V231H184V233H185V231L190 227L189 223H191L195 220H198V219L201 220L202 218H204L203 215L205 216V214H203L204 212L201 213ZM223 211H224V213H223ZM55 212H57V214ZM82 213H83V215H82ZM239 213H241V214H239ZM75 214L78 218H76V216H74ZM65 215H66V217H65ZM226 215H228V216H226ZM52 216H55V217L53 218ZM63 216H64V218H62ZM248 216H249V214H248ZM68 217L69 218L72 217V218L69 219ZM227 217L231 221L227 220ZM28 218H30V219H28ZM60 218H62L64 220L65 219L66 220L68 219V220L66 223L65 222L60 223L59 222ZM44 219H45V221H44ZM46 219H47V221H46ZM136 219H137V221H136ZM239 219H241V218H239ZM259 219L260 218L258 216V220ZM261 219L264 220V216ZM33 220H35V221L33 222ZM71 220H74L75 222L73 223V221H71ZM38 221H40V223H39L40 227L38 224L37 225L35 224V222L38 223ZM42 222H43V224H41ZM172 222L174 223V221L170 222V226H169L170 230H172L174 228L173 227L174 225L171 224ZM227 222H229V223H227ZM30 223L33 226L35 224L34 227H37V228L39 227L38 229L36 228L37 233L35 231L33 233L31 232L35 228ZM77 223H79V225ZM131 223H133V224H131ZM77 225L79 226V228ZM30 226H32V227H30ZM263 226H264V223L263 224L261 223V230L257 231L258 235L260 234L259 235L260 241H262V243L258 242L259 247H258V244L255 247L253 245H252L253 246L252 247L248 244V241L243 238L245 235V231H241V232L239 231L235 234L230 232V234H233V236H231L232 238L230 240L231 243L229 241H227L226 244H224V245H222L220 242H217L218 244L216 243L214 245V243L216 242L215 241L216 239H212V238H210L209 240L205 239V233H203L204 230L186 231V233L188 234V233L193 232L191 235L193 237H191L190 239L193 238L192 241H196L197 245L201 244L198 242L202 241L204 238L202 243L203 242L204 243L208 242V243H207L206 249H204L203 252L208 251L207 253H209V254H214L216 252L213 256L214 260H216V261H219L221 259H227V261H228V259H229V261H232L233 264L235 262L239 263V264L241 262H244L241 264H264V244H263L264 243V237H263L264 236V228H263ZM144 229H145V231H144ZM208 229H209V227H208ZM75 230L73 229L71 232L75 233ZM199 232H202V234H203L202 235L200 233L201 237L199 236ZM188 235L190 236V234H188ZM238 235H240V237ZM107 236L108 237H106V236L104 237L105 239H103L104 240L103 242H107L106 240H109V235H107ZM185 236H184V239H185ZM196 237H199V238L197 239ZM200 238H202V239L200 240ZM35 240H37V241H35ZM241 241H243V243H242V246L240 247L239 243L241 244ZM185 242H186V239H185ZM128 243H129V245H128ZM227 243H228V245H227ZM236 244H238V245H236ZM130 245H131V247H130ZM209 245H210V247H209ZM133 246H135V249L138 250L137 252H140L141 254H143L142 257L141 258L139 257L137 260L134 259L133 255L131 253H127V251H129V249H131ZM234 246H236V248ZM28 248L32 249V247H28ZM28 248H26V249H28ZM225 248H226V250H225ZM154 249L160 250L161 253L157 254V252ZM209 249H213V250H211L209 252ZM228 249H230V250H228ZM214 250H215V252H214ZM220 251L224 254L220 255V253H221ZM224 251L226 253H230V255L232 254V256L227 255ZM233 252H235L234 255H233ZM236 253H237V255H236ZM118 255L120 257H118ZM158 256H160V257H158ZM150 257L152 259H154L152 262H150ZM240 257L242 260H239ZM243 259H244V261H243ZM157 260L159 261V263ZM237 260H239V261H237Z\"/></svg>", "mask_w": 264, "mask_h": 264}, {"label": "crops", "instance_id": "3", "mask_svg": "<svg viewBox=\"0 0 264 264\" xmlns=\"http://www.w3.org/2000/svg\"><path fill=\"white\" fill-rule=\"evenodd\" d=\"M123 127H124V130L130 129V128H132V123H126ZM195 128L200 131V127L196 126ZM181 129H183V127ZM184 129H185V127H184ZM195 134L197 135V134H199V132H195Z\"/></svg>", "mask_w": 264, "mask_h": 264}]
</instances>
